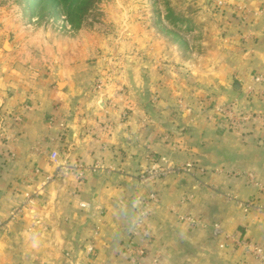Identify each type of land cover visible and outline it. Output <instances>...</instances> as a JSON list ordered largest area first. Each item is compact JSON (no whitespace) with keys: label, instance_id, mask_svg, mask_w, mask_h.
<instances>
[{"label":"crops","instance_id":"1","mask_svg":"<svg viewBox=\"0 0 264 264\" xmlns=\"http://www.w3.org/2000/svg\"><path fill=\"white\" fill-rule=\"evenodd\" d=\"M225 1L237 9L217 8L221 41L190 60L187 79H173L156 104L149 102L145 77L126 110L106 102L98 108L76 75L60 76L58 83L35 71L18 73L10 56L0 53V264H132L125 248L151 189L160 199L141 264L153 257L155 264H257L212 229L218 223L226 235L264 247V207L243 212L227 198L256 196L247 172L264 184V124L251 121L235 132L217 109L225 104L264 114V82L252 84L264 70V0ZM71 64H60V73ZM76 162L98 166L79 178ZM166 163H191L192 171L154 185L139 181L145 168ZM25 192H34V202L12 220L10 211ZM185 213L204 225L179 221ZM90 238L95 248L87 257Z\"/></svg>","mask_w":264,"mask_h":264},{"label":"rangeland","instance_id":"2","mask_svg":"<svg viewBox=\"0 0 264 264\" xmlns=\"http://www.w3.org/2000/svg\"><path fill=\"white\" fill-rule=\"evenodd\" d=\"M216 2L93 0L78 22L75 12L55 7V0L39 8L37 0H0V53L10 56L18 73L35 71L58 83L76 75L84 81L83 91L96 96L98 108L106 102L126 110L145 77L149 102L156 104L159 91L166 96L173 79H187L190 60L221 41ZM65 61L77 64L60 73ZM57 106L49 115L54 119Z\"/></svg>","mask_w":264,"mask_h":264},{"label":"built area","instance_id":"3","mask_svg":"<svg viewBox=\"0 0 264 264\" xmlns=\"http://www.w3.org/2000/svg\"><path fill=\"white\" fill-rule=\"evenodd\" d=\"M216 4L219 7H231L232 9H237V6L229 4L228 2L224 0H217ZM249 11L246 10L245 13H248ZM252 81L254 83H263L264 82V70L261 72H258L252 77ZM247 85L246 86V93H251L253 90V85ZM28 108V107H27ZM217 109L222 112L225 116V119L228 123V125L234 129L235 131L240 130L244 124H246L248 121H256L258 120L260 123L264 124V114H252V113H241L237 110L235 106H229V105H220L217 106ZM49 121H53V117L49 116ZM50 159L53 161L57 160V154L56 152H51ZM151 160H154L153 157H150ZM74 166L78 169V177L81 178L85 172L89 170H93L98 164L95 166H89L82 162H76L74 163ZM192 171V164L191 163H166L164 165H153L151 167L145 168L143 171H141L138 175V179L143 184H151L154 185L158 180L164 179L172 174H179L183 172H191ZM245 176L248 180V182L253 185L257 189L256 196H252L251 198H248L246 200H239L235 196V194H228L227 198L230 200H234L237 202V204L240 206V208L243 210V212H247L251 209L255 208H262L264 207V185H262L250 172L245 173ZM46 179H51L49 176L46 177ZM34 192H25L23 194V199L20 200V202L12 208L10 211V218L16 219L19 217L20 213L23 211V209L34 202ZM159 194L156 190L151 189L149 190L145 198L143 199L140 208L137 210V214L135 217V220L132 224V227L130 229V239L128 242V245L126 246V254L128 257L132 260V264H141L142 261H145L148 259V250L149 246L151 244L152 240V231L150 229V226L148 224L153 209L157 203H159ZM88 204L86 202H80L79 206L81 208L86 207ZM177 218L181 222H185L190 227H195L197 225H204L201 219L195 218L190 214H178ZM0 226H2V223L0 222ZM212 229L214 234H223L224 240L223 243L227 240H232L236 246H239L241 248H244L247 250L252 256L253 259L257 262V264H264V247L247 240H244L240 238L239 236L232 234V235H226L222 232L220 226L218 223L212 224ZM138 235L140 237V241L135 242L132 240V237H135ZM95 248V244L92 241V238L88 240V243L85 247V253L86 256L89 257L92 255ZM150 264H155L156 259L150 258Z\"/></svg>","mask_w":264,"mask_h":264},{"label":"trees","instance_id":"4","mask_svg":"<svg viewBox=\"0 0 264 264\" xmlns=\"http://www.w3.org/2000/svg\"><path fill=\"white\" fill-rule=\"evenodd\" d=\"M55 7L60 6L61 8L69 9L71 13L75 14L76 20L79 22L81 20L82 15L86 14L87 11L91 8L93 0H55ZM53 2V0H37L36 7H43L45 4ZM52 10V8H51Z\"/></svg>","mask_w":264,"mask_h":264}]
</instances>
